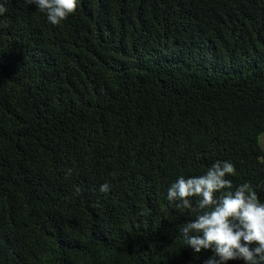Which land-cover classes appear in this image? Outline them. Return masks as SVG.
Returning a JSON list of instances; mask_svg holds the SVG:
<instances>
[{"label":"trees","instance_id":"1","mask_svg":"<svg viewBox=\"0 0 264 264\" xmlns=\"http://www.w3.org/2000/svg\"><path fill=\"white\" fill-rule=\"evenodd\" d=\"M0 4V264H203L166 196L218 161L264 202V0Z\"/></svg>","mask_w":264,"mask_h":264},{"label":"clouds","instance_id":"2","mask_svg":"<svg viewBox=\"0 0 264 264\" xmlns=\"http://www.w3.org/2000/svg\"><path fill=\"white\" fill-rule=\"evenodd\" d=\"M59 25L77 10V0H27ZM7 12L0 4V15ZM69 173L71 169L68 170ZM231 162L218 161L206 173L178 176L167 190L169 206L189 219L181 228L184 244L194 253L211 251L203 264H264V202L247 183L233 186ZM107 183L100 186L107 192Z\"/></svg>","mask_w":264,"mask_h":264},{"label":"rangeland","instance_id":"3","mask_svg":"<svg viewBox=\"0 0 264 264\" xmlns=\"http://www.w3.org/2000/svg\"><path fill=\"white\" fill-rule=\"evenodd\" d=\"M258 142L260 144V147L262 148V150L264 151V132H262L259 136H258Z\"/></svg>","mask_w":264,"mask_h":264}]
</instances>
